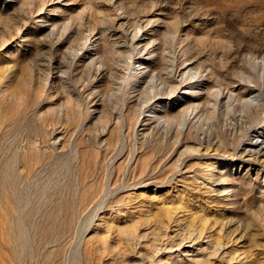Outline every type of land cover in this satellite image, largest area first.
<instances>
[{
  "label": "rangeland",
  "instance_id": "obj_1",
  "mask_svg": "<svg viewBox=\"0 0 264 264\" xmlns=\"http://www.w3.org/2000/svg\"><path fill=\"white\" fill-rule=\"evenodd\" d=\"M0 264H264V0H0Z\"/></svg>",
  "mask_w": 264,
  "mask_h": 264
},
{
  "label": "bare ground",
  "instance_id": "obj_2",
  "mask_svg": "<svg viewBox=\"0 0 264 264\" xmlns=\"http://www.w3.org/2000/svg\"><path fill=\"white\" fill-rule=\"evenodd\" d=\"M141 42V41H140ZM174 103V102H173Z\"/></svg>",
  "mask_w": 264,
  "mask_h": 264
}]
</instances>
